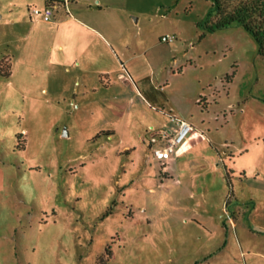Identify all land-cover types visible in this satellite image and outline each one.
<instances>
[{
	"label": "rangeland",
	"instance_id": "374dc122",
	"mask_svg": "<svg viewBox=\"0 0 264 264\" xmlns=\"http://www.w3.org/2000/svg\"><path fill=\"white\" fill-rule=\"evenodd\" d=\"M102 1L83 58L0 23V264H264V51L210 31V0ZM128 59L140 99L100 85ZM169 100L214 126L173 166L150 147Z\"/></svg>",
	"mask_w": 264,
	"mask_h": 264
},
{
	"label": "crops",
	"instance_id": "0c3cea01",
	"mask_svg": "<svg viewBox=\"0 0 264 264\" xmlns=\"http://www.w3.org/2000/svg\"><path fill=\"white\" fill-rule=\"evenodd\" d=\"M66 1L67 0H0V23L16 31L19 27L26 28L27 42H33L37 45V41H48L46 47L48 53H54L55 49H57L63 58V55L66 54L69 49H74L78 57L83 58L87 53L84 40L88 34L93 37L96 43L105 44L99 36L98 31L100 29L106 31L113 26L116 17L115 11L111 5L104 4L102 0H68V4L65 5V3H67ZM53 3H55V9L52 22H45L39 18L35 19L30 16V9L37 8L44 10L46 7L52 6ZM107 33L110 34L109 32ZM77 38L82 39L80 40V44H76ZM50 39H53V42L50 43ZM94 49L95 48L91 46L90 50L93 51ZM78 60L79 59H77V61ZM130 61L131 59H128L125 63L127 73L120 72L118 74L119 77H111L107 86H104L103 83L100 84L103 90H106V94L108 93L114 98L131 97L132 99H140V83L133 77ZM78 63V67L82 65V81H84V64L83 62L82 64L81 62ZM11 75L12 70L9 76ZM169 84L170 79L164 85L166 90ZM82 86V96L84 97L91 91H98L95 85L87 83L86 81H84V83L82 82ZM196 101L198 102L199 99ZM169 105H171V111L169 112L171 118L176 117L187 121L193 126V133L191 134L188 144L169 160V164L173 166L181 159L187 158L193 151H208V146L212 147L213 142L209 140L211 139V135H208L205 129L209 132L211 129H214V126L213 123H210L208 126L204 127L202 123H206L207 120L205 119H203L201 123L197 120L193 121L192 116L189 117L186 111H184L185 100H181V104L178 108L174 107L170 100ZM211 122H213L212 119ZM172 123L173 124L168 128L170 129L169 132H174L176 129L175 122L173 121ZM216 129H219V126H217ZM159 134V137H156L157 133L152 135L150 147L155 150L164 147L163 142L166 141L162 134ZM141 141L142 139L140 142ZM173 184L176 186L178 185L177 182Z\"/></svg>",
	"mask_w": 264,
	"mask_h": 264
},
{
	"label": "trees",
	"instance_id": "16d2710c",
	"mask_svg": "<svg viewBox=\"0 0 264 264\" xmlns=\"http://www.w3.org/2000/svg\"><path fill=\"white\" fill-rule=\"evenodd\" d=\"M213 3L209 13L210 31H217L233 25L245 28L264 51V0H210ZM55 3L52 4L54 6ZM11 66L7 64L3 76L8 77ZM20 142V136H17Z\"/></svg>",
	"mask_w": 264,
	"mask_h": 264
},
{
	"label": "built area",
	"instance_id": "2783aa9c",
	"mask_svg": "<svg viewBox=\"0 0 264 264\" xmlns=\"http://www.w3.org/2000/svg\"><path fill=\"white\" fill-rule=\"evenodd\" d=\"M68 4V0L66 1ZM55 5L48 6L44 10L37 8L30 9V16L35 19H41L45 22L53 21ZM173 37H164L162 41L171 42ZM172 120L175 122L176 129L174 132L162 131V136L168 140L167 144L155 150L154 157L158 160H170L172 156L177 155L189 142L191 134L193 133V126L187 121L172 117Z\"/></svg>",
	"mask_w": 264,
	"mask_h": 264
}]
</instances>
